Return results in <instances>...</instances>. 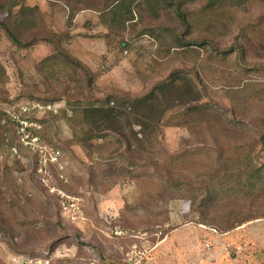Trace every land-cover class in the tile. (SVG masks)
<instances>
[{"label":"rangeland","instance_id":"obj_1","mask_svg":"<svg viewBox=\"0 0 264 264\" xmlns=\"http://www.w3.org/2000/svg\"><path fill=\"white\" fill-rule=\"evenodd\" d=\"M205 1L185 3L181 34L159 0H134L125 22L124 10L108 16L118 0H0V22L18 39L59 35L92 75L87 85L57 54L40 68L53 46H18L0 25V264L47 254L61 264H264V0L199 12ZM180 35L234 49L222 57L209 44L181 46ZM62 91L72 99L41 100ZM150 91L149 126L109 132L90 157L71 142V106ZM256 169L257 188L236 192ZM206 184L219 192L204 204Z\"/></svg>","mask_w":264,"mask_h":264},{"label":"trees","instance_id":"obj_2","mask_svg":"<svg viewBox=\"0 0 264 264\" xmlns=\"http://www.w3.org/2000/svg\"><path fill=\"white\" fill-rule=\"evenodd\" d=\"M115 1L117 0H111V4L115 3ZM134 0H118V2L116 4H114V6H111L107 11H109L108 16L111 17V20H115L114 18H119L117 16L118 12L120 11H125L126 17H124L123 22H125V20H129L130 17L132 16V3ZM161 2H165V6L166 7H170L173 8V10L175 11L176 15L180 18V23L183 27V31L181 34H185L187 33L189 30V22L187 21V14L188 12H186L185 10H182L183 7L185 6V3L188 2H192L195 0H159ZM242 2H244V0H206L205 3L203 4V6L200 8L199 12H205L207 13L208 10L213 9L215 6L216 8L222 7L224 5H238L241 4ZM226 3V4H225ZM228 3V4H227ZM110 4V5H111ZM123 5L125 7V9L121 8L120 5ZM214 5V7H213ZM109 7V5L107 6ZM2 9L0 8V11ZM98 11L103 12L104 9H98ZM105 12V11H104ZM113 18V19H112ZM126 18V19H125ZM260 19V18H259ZM119 22H121L120 20H118ZM0 25L2 28H4V30L6 31V34L8 35V37L18 46H26L30 43H33L36 40H40V39H45V41H47L48 43H50L53 46L54 49V54L51 56H46L43 60L40 61V68H42L41 66L46 63V62H51L52 58L56 59L55 57L58 56V58L62 59L65 62H68L71 64L72 68L77 67L79 69H82V71L84 72L83 74L85 75V80L87 82V85H91V81H92V75L89 72V70L87 68H85V66L79 62L77 59H75L73 56H71L70 54H68L65 50H61L60 48H58L57 44L60 41V36L56 35L54 36L52 35H48L45 37H34L30 40H24L21 41L20 39H18V37L16 36V34L7 28V26L5 24H1ZM260 22H256L254 25H252L251 27H256V26H260ZM166 30H168V32H172L171 29L169 28H165ZM149 29H144L142 30V32L140 33H144L143 31H148ZM183 39L180 35V44L181 46H188V45H203V44H209L212 49H214L217 53L221 54L222 57L226 54L229 53L230 51H232L234 49V44H231L228 48H224V49H219L217 48V46L214 44L213 40L210 39H206L203 38L202 40H197L195 38L190 39V40H181ZM238 45V46H237ZM237 48V55L241 58L244 55V51L245 48L242 47V45L240 43L236 44ZM57 54V56L55 55ZM44 71V70H43ZM45 72V71H44ZM46 73V72H45ZM47 77H50V74L46 73ZM68 76L69 74L66 73L64 74V76L61 79V82H70L68 81ZM50 79V78H49ZM55 79H58V77ZM51 80V79H50ZM70 84V83H69ZM181 95V92H180ZM61 97H64L67 101H69L70 99H72V97L70 95H65V93L62 91L60 93L58 92H52L51 94H49V96L41 99V100H45V101H52V100H56L59 99ZM158 97L153 94V91L144 94L142 96H130L126 93H121V94H107L105 96V98L103 99H99V98H94L92 101H89V103L84 104H79L76 107L75 106H71V114L70 116L66 117L64 114V117L66 118L67 123L71 126L72 128V140L71 142L80 146L81 149L85 152V154L90 157L91 155L89 154V152L87 151V148L89 146H93L96 144L97 139L98 138H102L105 137L106 135H108L109 132H116V133H120L124 136H126L124 134V132H120L121 129L123 128H129L131 127L133 124L132 123H136L139 124L142 127H147L150 125V122L145 119L143 113L141 112V110H143V112L145 113V115L148 116L149 114V110L151 105H155L156 102H158ZM75 101V100H74ZM110 101H115V104H108ZM49 113H51V110H48ZM158 115V114H157ZM159 117V115H158ZM155 124H158L157 119L154 120ZM157 122V123H156ZM152 125V127H155ZM132 138L135 137V140L138 139L136 138V134L132 131L131 132ZM129 141V140H128ZM130 143V142H128ZM176 156H171L170 159L175 160ZM172 160H169V163L172 162ZM260 170L256 169L253 172H251L249 174L248 177H246L244 179V181L242 183H240L239 185L234 186V189L236 192H238L240 194V192H242V196L249 194L251 191H253L254 189L257 188V182L260 181ZM169 180L172 181L171 185H180L179 180H174V176H169ZM118 181H121V179H115L113 180V183H117ZM175 183V184H173ZM214 187L213 185H209L206 184L204 186L203 189V201L204 204L211 200L213 197V192L214 193H218L219 191L216 190H211L210 187ZM178 190V189H177ZM248 191H250L249 193H247ZM240 197V195H239ZM249 197V196H247ZM246 197V198H247ZM59 207V206H58ZM245 219V218H242ZM235 221H242V220H234L232 222H228V224L225 226V228H229V227H233L234 224L236 223ZM235 222V223H234ZM0 231L3 232V234L6 233V228L4 227V225L2 224V220L0 218ZM58 239H55L53 241H51L48 245V251L51 252L56 244L58 243ZM79 244L82 245V242H79ZM48 253V252H47ZM45 258H49L48 254L47 256H45ZM61 261H54L52 262L49 258L48 264H58ZM263 264V263H260Z\"/></svg>","mask_w":264,"mask_h":264},{"label":"built area","instance_id":"obj_3","mask_svg":"<svg viewBox=\"0 0 264 264\" xmlns=\"http://www.w3.org/2000/svg\"><path fill=\"white\" fill-rule=\"evenodd\" d=\"M52 106H54V104L47 103V104H42L41 107L44 108V109L51 110ZM53 159H55V158H53V156H52L51 160H53ZM59 196L62 197L61 198L62 199V202H61L62 207L63 208H68V210H72L73 207H74V203L72 202V200H69V196H67V195H59ZM13 259L15 260L16 258H13ZM19 261H20V264H30L29 261H31V262L33 261V264H48L49 258H43V259H30V258H27V259H21Z\"/></svg>","mask_w":264,"mask_h":264}]
</instances>
